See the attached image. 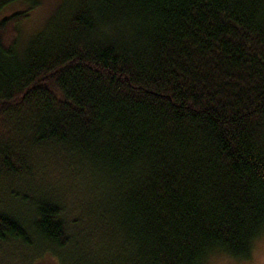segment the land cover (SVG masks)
Returning a JSON list of instances; mask_svg holds the SVG:
<instances>
[{"label":"trees","instance_id":"trees-1","mask_svg":"<svg viewBox=\"0 0 264 264\" xmlns=\"http://www.w3.org/2000/svg\"><path fill=\"white\" fill-rule=\"evenodd\" d=\"M18 2L0 19V264L250 259L264 0H60L24 41L39 1L0 12Z\"/></svg>","mask_w":264,"mask_h":264},{"label":"rangeland","instance_id":"rangeland-1","mask_svg":"<svg viewBox=\"0 0 264 264\" xmlns=\"http://www.w3.org/2000/svg\"><path fill=\"white\" fill-rule=\"evenodd\" d=\"M38 1V5L31 11L30 17L22 24V41L26 40L31 32L38 29L45 22V20L49 17L51 12L60 2V0ZM26 6L27 3L24 2H18L10 5L0 12V19L1 17L3 18L5 16H8V14L12 13L13 11L23 9ZM262 260H264V245H262L258 239V241L255 243L254 252L250 259H234L229 256L223 255L214 257V259L212 258L208 264H261Z\"/></svg>","mask_w":264,"mask_h":264},{"label":"snow or ice","instance_id":"snow-or-ice-1","mask_svg":"<svg viewBox=\"0 0 264 264\" xmlns=\"http://www.w3.org/2000/svg\"><path fill=\"white\" fill-rule=\"evenodd\" d=\"M256 238L259 239V242L264 245V225H262L259 229H254ZM246 256L251 255V250L249 249L244 253ZM261 264H264V260L261 261Z\"/></svg>","mask_w":264,"mask_h":264}]
</instances>
